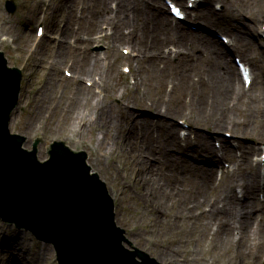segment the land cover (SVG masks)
<instances>
[{
	"label": "rangeland",
	"instance_id": "374dc122",
	"mask_svg": "<svg viewBox=\"0 0 264 264\" xmlns=\"http://www.w3.org/2000/svg\"><path fill=\"white\" fill-rule=\"evenodd\" d=\"M73 1L16 0L18 9L12 15L8 13L5 7L6 0H0V27L6 25L14 30L13 34H1L5 35L3 38H6V41L0 42V50L4 51L10 66L22 69L23 75L19 104L12 114L9 125L11 132L25 135L27 141L24 146L29 149L33 148L35 139H42L38 148V157L40 159L48 158L49 146L54 140H64L74 150H85L88 153L87 162L92 171L97 172L106 181L115 199L116 220L118 225L126 229L129 242L146 250L153 257H156L161 264H264V242L263 246L258 245L259 237L254 235V230L258 228L264 229V202H260L259 198L256 199L260 202L261 207L252 214L250 220V241L245 240L240 245H231L225 243L222 239L212 238V235L209 237L202 231L203 225H208L211 233L217 229H219L218 233L221 231V227L218 224L220 215L212 216L211 208L213 205H208L209 200L215 199L217 194L203 197L196 188L185 184L182 180L169 182L158 168H155L158 173L152 175V178H154L153 182H146V186L150 187L145 189V186H143L142 191L141 188H136L132 177L126 174L129 167H131L129 165L130 161L121 157L113 158L103 155L104 150L110 145L112 136H107L105 133L99 134V137L105 141L102 143L101 139L94 136L90 130L84 131L88 123L79 125L77 121L73 120L70 121L66 131H59L56 128V122L51 123L50 118L44 119L41 124L35 127L32 116L34 110L37 109V93L42 87V80L46 72L52 76L56 87L60 89L59 95L67 90L77 91L79 86H84L93 89L97 97L95 102L98 98H103L104 92L97 83L98 76L91 78L83 75L80 77L78 85L75 83V70H73L75 61H81L89 67L96 66L105 71L110 70L108 75L105 74L106 78L110 85L116 86L118 89L110 97L112 100L109 101V104L112 108H121L123 110L122 113H118L121 119L142 127L145 123V116L148 115L142 110H137L135 103L128 104L125 102V98L122 96L124 89L119 90L122 85H128L132 89L138 87L141 91H144L145 87L154 88L150 83H156L155 81H150L147 85L142 86L141 82H139L135 85L136 81L131 75L133 64H129L127 61L115 62V55L117 54L122 57L132 58L135 64L134 58L137 55H132L135 52L131 53V49L128 46L118 45L108 51L107 42L91 38L84 31L82 32L85 36L83 39L78 41L73 36H70L62 44V33L71 27L68 14L69 7H66L67 3H69V6L74 7L72 25L76 29L78 28L79 23L76 16L78 10L75 8ZM205 1L201 0L199 3H193L192 5L186 2L185 7L193 8V12H190V15L201 10L204 12L205 8H210L219 14H228L227 8H225L226 6L221 0H210V3H205ZM231 1L237 2V6H247L249 8V13L237 12L231 15V20L226 17L230 22L240 25L243 30H247L250 33L249 37H246L245 44L252 57L247 58L242 53L246 58L243 59L250 63L254 75L253 84L250 87L246 86L248 93L242 97H236L234 93L226 94L224 92L213 95L210 91V85L206 83L207 79L202 76L203 73H192L188 70L191 72L190 77L181 75V68H183L184 64L175 63L178 58L176 56L173 59V63L176 64L174 70L160 71L167 72L168 78L176 77L179 82L183 79V83H185L184 89L188 94L182 98V104L197 103L198 101V103L201 102L203 105L206 103L208 107V104L217 100L219 96L224 99V103H227V105L217 110L214 115L215 118L219 120L232 118L235 121H242L245 126L250 128L264 129V115L259 114L260 108L264 107L258 102L259 100L264 103V99L251 94V88L264 78V34L259 28L264 22L256 23L250 15L255 14L260 9L264 10V0ZM110 4L111 9L117 5L115 0H111ZM252 5H256L257 9H252ZM165 9L166 13L169 14L170 11L166 3ZM128 12L126 16L132 17L133 13ZM168 16L173 18L170 14ZM185 16L188 18L186 14ZM200 16L202 18L199 19L205 20L204 15ZM86 18L87 16L83 20H86ZM177 22L186 23L187 25V21ZM199 22L203 24L202 21ZM39 25H42L45 30L43 35L37 34ZM100 26L103 34L111 32V29L104 22L101 21L98 28ZM196 31H199L200 34L213 35L220 42L224 40L218 35L226 36L225 38L228 40L229 45L231 44V39L220 28H216V30L207 28L203 32L199 29ZM125 32L129 33V30L125 29ZM7 36L10 39L7 40ZM14 37H16V42H13ZM151 38L148 40L149 44L152 42ZM57 48L60 52L59 57L57 56L53 59L50 67H41L32 55L39 49L43 52V58L46 59L45 62L50 63L52 61L51 50ZM168 49H172V46L168 47ZM107 51L111 53L110 57ZM238 56L239 53L237 52L234 55L227 52V62L230 65H235V57ZM57 61L60 64H57ZM197 62L191 60L188 64L197 68L194 64ZM204 63L207 67V72L210 71L209 62ZM125 67H128L130 71H125ZM69 69L74 72V76L72 72L68 71ZM236 81L237 87H243L238 73ZM172 86V83L165 84V88L168 91ZM259 86L261 96L264 98V94H262L264 93V84H259ZM201 90H204V92H200ZM203 98L205 101H202ZM208 99H211V101ZM56 103L57 100L54 102V110ZM145 105L154 114V116L150 117L152 124L163 117H167L164 121L170 119L175 135H179L181 138L189 134L192 137L202 135L212 141L211 145L220 150L223 159L227 161L225 167H220L214 173L217 182L221 179H226L224 176L225 171H232L236 168V161L243 162V159L247 157L248 164L258 166L261 186L264 185L263 139L257 138L254 134L235 133L230 129L217 130L208 123L194 124L189 122V118H185L184 115L178 117L165 116L167 114L151 107L148 102ZM96 110L97 113L95 115L102 114L104 116L100 108H95L94 111ZM225 145L229 146L227 152L222 150ZM113 150H115V147ZM136 150L140 151L141 148ZM99 157L100 160L98 159ZM154 160L152 159V161ZM191 161L194 162L192 159ZM258 161L261 163L258 164ZM195 163L200 164L198 162ZM154 182L157 183V186L153 185ZM153 187L154 192H150V188ZM160 189L166 198L156 200L154 198ZM239 196H241L240 192ZM198 201L199 205H197ZM156 204L166 207L167 213L157 211L153 207ZM127 206L137 209L136 215H134L133 211L131 215L127 211ZM219 211L221 213L226 212L225 210ZM189 212L196 214L192 215ZM215 219L217 221L216 224L214 222ZM233 234L236 237L238 236L236 230ZM125 245L132 247L129 243H125ZM256 245L258 246L255 248ZM0 264H58V262L52 245L39 243L30 233L19 230L14 225H7L0 219Z\"/></svg>",
	"mask_w": 264,
	"mask_h": 264
},
{
	"label": "bare ground",
	"instance_id": "6f19581e",
	"mask_svg": "<svg viewBox=\"0 0 264 264\" xmlns=\"http://www.w3.org/2000/svg\"><path fill=\"white\" fill-rule=\"evenodd\" d=\"M115 1L117 5L111 9V0H74L73 3H75V8L78 10L76 14L79 23L77 29L72 25L74 7L69 6V3H67L66 7H69L68 14L71 27L62 33V44L70 36L78 41L83 39L85 36L82 32L84 31L91 38L107 42L108 51L119 45L128 46L131 53H137L134 58L136 64H134L132 58L117 54L115 55V62L127 61L129 64H133L131 75L136 81L135 85L139 82L142 86L147 85L150 81L156 82L150 83L154 88L145 87L144 91H141L138 87L132 89L128 85H122L119 88V90L124 89L122 96H124L125 102L128 104L135 103L136 109L142 110L145 114H149L150 111L149 107L145 105L148 102L151 107L167 114H164L165 116L178 117L184 115L185 118H189V122L194 124L208 123L217 130L230 129L235 133L254 134L257 138L264 140V129L250 128L245 126L242 121H235L232 118L221 120L215 118L214 115L217 110L227 105V103H224V99L219 96L217 100L213 99V102L208 99L211 101L208 107L206 103L203 105L198 101L197 103L182 104V98L188 94L184 89L183 79L179 82L176 77L168 78L167 72L165 73L166 70L175 69L176 64L173 63V59L176 56L178 58L175 63L184 64L181 68L182 76L190 77L191 72L203 73L208 76L206 83L210 85V91L213 95L224 92L226 94L234 93L236 97H242L248 93L245 89L246 85L244 83L243 87L236 86V66L226 63L227 54H225L226 50L222 46V42L215 36L200 34L195 29L171 21L162 0ZM179 1L183 2L184 0ZM221 1L227 8V15L226 13L219 14L210 8H205L204 12L201 10L190 15L193 10L185 9L188 16L187 22L196 25L203 31L207 28L224 30L233 44V46H229L230 52H240L247 58L252 57L245 44L246 37L250 35L249 31L243 30L240 25L228 20H231V15L237 12L249 13V8L247 6H237V2L231 0ZM205 3H210V0H206ZM252 9H257L256 5H252ZM133 10L135 11L133 12ZM127 12L133 13L132 17L126 16ZM200 15H204L205 20L199 19L202 18ZM250 15L256 23L264 22V10L260 9L255 14ZM86 16L87 19L83 20ZM101 21L107 24L111 32L102 33L101 26L98 28ZM199 21H202L204 25L200 24ZM150 23H152V28H149ZM263 25H260L259 28L264 34ZM125 29H128L129 33H126ZM13 32L14 30L10 26H1L0 42L4 41L1 36L2 33L13 34ZM150 37H152L151 44L148 43ZM13 42H16V37H14ZM170 45L175 47V51L167 50ZM59 53L58 48L51 50L52 61L50 63L45 62L43 52L39 49L32 55L37 63L44 68L50 67L53 59L59 57ZM110 55L111 53H108L109 57ZM191 60L198 61L194 63L197 68L188 64ZM204 62H209L210 71L207 72ZM57 64H60V62L57 61ZM73 70H75L74 79L77 85L83 75L91 78L98 76L97 83L103 89V98H98L95 102L97 97L93 89L84 86H79L77 91L67 90L59 95L60 89L56 87L52 76L46 72L42 80V87L37 93V109L34 110L32 116L35 127L48 118L51 119V123L56 122V128L59 131H66L71 120L77 121L79 125L88 123L84 131L90 130L94 136L101 139L102 143L105 141L99 137V134L105 133L107 136H112L110 145L104 150L103 155L113 158L121 157L130 161L129 165L131 167H129L126 174L132 177L136 188L139 187L143 191V186H145V189H148L150 186H146V182H153L152 175L158 173L155 169L158 168L169 182L182 180L185 184L196 188L203 197L217 194L215 199L209 200L208 205H213L211 208L212 216L220 215L218 224L221 231L218 233L219 229H217L211 233L208 225H203V233L209 237L212 235V238L222 239L225 243L231 245H240L245 240L250 241V220L252 214L261 207L259 194L264 192V188H261L257 165L248 164L247 157L243 159V162L236 161V168L232 171H225L224 176L226 179L217 182L214 173L218 168L225 167L227 161L220 157L217 152L218 149L211 145L212 141L206 136L195 135L192 137L189 134L181 138L179 135H175L170 119L164 121L167 117L161 118L160 123L158 121L152 124L150 117L147 116L142 127L129 121L126 122L118 114L119 112L122 113L123 110L112 108L109 104V101L112 100L110 97L118 89V87L110 85L106 78L105 74L108 75L110 70L105 71L96 66L89 67L81 61H75ZM166 83H172L173 85L169 91L165 88ZM259 84H264V78L251 88V94L264 99L261 96ZM200 92H204V90ZM202 101H205V99L203 98ZM258 102L264 107V103L259 100ZM95 108H100L104 116L102 114L95 115L97 113V110L94 111ZM259 114L264 115V108H260ZM114 147L115 150H113ZM139 148L141 150L137 151L136 149ZM228 149L229 146L225 145L222 150L227 152ZM98 159L100 160V157ZM152 159L155 160L152 161ZM203 163L210 164V166ZM153 185L157 186V183L154 182ZM150 192H154V187L150 188ZM239 192L241 196H239ZM162 198L166 197L160 189L154 199L160 200ZM256 198H259L260 202ZM199 204L198 201L197 205ZM153 207L157 211L167 213L166 207L161 204H156ZM136 210L127 206V211L131 215L132 211L136 215ZM219 210H225L226 212L221 213ZM189 214L195 215L196 213L189 212ZM214 222L216 224V219ZM121 229L125 230L123 236L125 240H128L126 229L123 227ZM235 230H237V237L233 234ZM254 235L259 237L258 245L263 246L264 229L254 230ZM125 243L128 242L123 241V246L128 251H135L134 247H128ZM52 246L55 247L54 242ZM145 254L150 255L149 253ZM136 260L141 263L144 262L140 256H136Z\"/></svg>",
	"mask_w": 264,
	"mask_h": 264
},
{
	"label": "water",
	"instance_id": "95a60500",
	"mask_svg": "<svg viewBox=\"0 0 264 264\" xmlns=\"http://www.w3.org/2000/svg\"><path fill=\"white\" fill-rule=\"evenodd\" d=\"M14 12L16 5L8 1ZM22 74L0 52V217L6 223L52 244L60 264H160L125 240L115 221L114 200L106 183L93 173L85 151L66 142L51 144L50 158L23 147L26 137L12 134L11 113L18 104ZM123 241L134 246L128 251ZM143 259V263L136 260Z\"/></svg>",
	"mask_w": 264,
	"mask_h": 264
}]
</instances>
